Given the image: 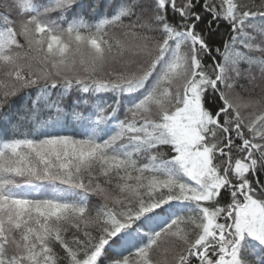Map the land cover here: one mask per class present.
Here are the masks:
<instances>
[{
	"label": "snow or ice",
	"instance_id": "snow-or-ice-1",
	"mask_svg": "<svg viewBox=\"0 0 264 264\" xmlns=\"http://www.w3.org/2000/svg\"><path fill=\"white\" fill-rule=\"evenodd\" d=\"M253 69L264 0L0 3V264H264Z\"/></svg>",
	"mask_w": 264,
	"mask_h": 264
},
{
	"label": "trees",
	"instance_id": "trees-1",
	"mask_svg": "<svg viewBox=\"0 0 264 264\" xmlns=\"http://www.w3.org/2000/svg\"><path fill=\"white\" fill-rule=\"evenodd\" d=\"M3 2H5V0H0V3H3ZM240 67H241V69L243 70V69H245V68L247 67V65H245V64H241ZM253 74H255V75L257 76V81H256V83L259 84L260 87H255V88H253V87H251V86H248V81L244 78V75H243V72H242V76H241V78H240V83H241V84H244V85L246 86L247 90H245V89H240V88L237 89V91L239 92V94H240L241 97L247 98V97H249V96H257V95L262 94V89H264V81H261V80L259 79V73L256 72L255 69H253ZM33 91H34V90H33ZM15 102H16V101L13 100V103H15Z\"/></svg>",
	"mask_w": 264,
	"mask_h": 264
}]
</instances>
